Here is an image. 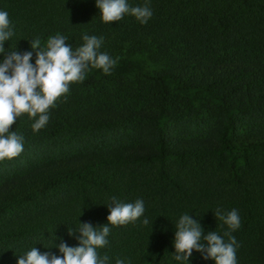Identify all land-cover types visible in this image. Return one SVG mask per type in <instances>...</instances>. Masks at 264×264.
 <instances>
[{
    "label": "trees",
    "instance_id": "1",
    "mask_svg": "<svg viewBox=\"0 0 264 264\" xmlns=\"http://www.w3.org/2000/svg\"><path fill=\"white\" fill-rule=\"evenodd\" d=\"M147 6L145 24L130 15L105 23L94 0H0L14 28L7 51L55 34L75 48L86 33L103 37L99 51L116 62L146 51L156 68L150 76L89 68L42 129L34 133L26 114L10 125L23 151L0 161V264L33 246L55 255L61 240L75 246L78 233L67 230L106 223L113 198L142 199L144 213L109 225L97 251L110 264H176V219L188 213L222 234L216 208L239 213L237 264H264V0ZM188 259L212 264L195 251Z\"/></svg>",
    "mask_w": 264,
    "mask_h": 264
},
{
    "label": "clouds",
    "instance_id": "2",
    "mask_svg": "<svg viewBox=\"0 0 264 264\" xmlns=\"http://www.w3.org/2000/svg\"><path fill=\"white\" fill-rule=\"evenodd\" d=\"M94 6L99 19L105 23L130 15L145 24L152 16L147 0L135 6L128 0H94ZM13 34L8 12L0 10V161L11 160L23 151V136L9 130L17 117L26 114L32 120L31 130L39 131L48 123L49 109L57 98L68 93L70 83L83 81L89 68L107 75L116 63L106 52L99 51L103 37L82 33V43L72 48L64 35L55 34L43 43L39 38L31 40V50L21 53L16 48L7 51L8 46H3ZM106 207V223L93 226L78 222V227L67 230L69 236L78 233L75 246L61 240L54 244L59 255L41 252L33 246L18 254L15 264H110L109 256L99 255L97 251L108 243L109 225L136 221L144 213V202L137 198L134 202L122 203L113 198ZM214 215L225 226L222 234L213 230L204 232L188 213L176 219L171 241L172 260L176 264H189L193 251L201 253V258L212 264H237L239 245L231 233L240 227L239 213L235 208L228 211L216 208ZM141 222L149 223L146 217ZM114 264L130 262L116 258Z\"/></svg>",
    "mask_w": 264,
    "mask_h": 264
},
{
    "label": "rangeland",
    "instance_id": "3",
    "mask_svg": "<svg viewBox=\"0 0 264 264\" xmlns=\"http://www.w3.org/2000/svg\"><path fill=\"white\" fill-rule=\"evenodd\" d=\"M47 38L40 39L41 43H43ZM128 68L129 74H142L150 76L155 71L154 64L148 59L147 52L142 51L136 54L130 55L126 54L123 57V61L116 62L114 67L111 69L110 73L107 76H111L112 74L124 71Z\"/></svg>",
    "mask_w": 264,
    "mask_h": 264
}]
</instances>
